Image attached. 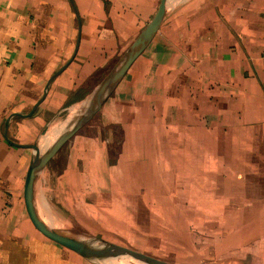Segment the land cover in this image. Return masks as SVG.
Returning a JSON list of instances; mask_svg holds the SVG:
<instances>
[{
    "label": "crops",
    "instance_id": "0c3cea01",
    "mask_svg": "<svg viewBox=\"0 0 264 264\" xmlns=\"http://www.w3.org/2000/svg\"><path fill=\"white\" fill-rule=\"evenodd\" d=\"M159 2L72 0L78 20L69 0H0V264H93L30 218L31 151L5 141V122L38 103L80 31L73 61L35 114L9 122L11 142L38 143L56 115L91 93ZM95 117L38 175L35 191L53 177L75 221L125 215L138 231L147 220L163 229L143 241L168 238V228L178 247L187 240L207 262L264 264V0H170ZM90 128L96 136L83 135Z\"/></svg>",
    "mask_w": 264,
    "mask_h": 264
},
{
    "label": "water",
    "instance_id": "95a60500",
    "mask_svg": "<svg viewBox=\"0 0 264 264\" xmlns=\"http://www.w3.org/2000/svg\"><path fill=\"white\" fill-rule=\"evenodd\" d=\"M69 1L72 4L77 19L79 20V16L73 6L72 0ZM169 1L170 0H160L152 19L140 32L126 52L113 65L109 72L93 88L88 97L84 99L85 101L82 103V110L80 113L71 120L68 126L57 136L54 142L43 153H39L37 143L21 145L11 142L7 136L9 122L15 117L31 118L35 114L38 106L45 99L50 84L73 61L79 46L80 31L77 36L73 56L48 80L44 94L38 103L33 106L32 110L27 115L14 114L5 122L3 133L5 141L14 148L27 149L31 151L30 162L24 182V200L30 218L41 231L46 233L53 240L93 264H113L112 261L118 258H129L137 264L169 263L140 254L119 245L108 243L102 239L93 237L90 240H86L73 234L64 227H60L52 218L40 213L35 198V182L38 175L43 171L48 163L99 113L102 106L126 76L132 65L145 52L163 23Z\"/></svg>",
    "mask_w": 264,
    "mask_h": 264
},
{
    "label": "rangeland",
    "instance_id": "374dc122",
    "mask_svg": "<svg viewBox=\"0 0 264 264\" xmlns=\"http://www.w3.org/2000/svg\"><path fill=\"white\" fill-rule=\"evenodd\" d=\"M88 95L86 96V98ZM85 98V99H86ZM80 101L76 104L67 108V110L63 111L59 115H56L53 118L52 124H58L64 122L67 116L71 113V109L75 108L74 114L66 119H74L82 110V103ZM71 110V111H70ZM80 110V111H78ZM96 118V117H95ZM65 120V121H66ZM52 121V120H51ZM51 124V125H52ZM50 125V126H51ZM48 125L45 127L43 132L38 136L37 140L40 137L45 136L48 129L50 128ZM95 128H90L87 131H83V135L93 134L90 130L94 131ZM61 129L59 126H56L53 131H49L50 134L46 136V140L43 144L48 145L52 144V140L54 139L56 132H60ZM94 135V134H93ZM95 134L94 136H96ZM68 144V143H67ZM67 144L61 149L58 154L59 160L63 159V154L68 150ZM44 145V146H45ZM46 174L44 175V177ZM47 179V176H46ZM54 180L53 177L48 178V181L44 183H40V186L36 187L35 191V198L36 204L40 213L47 217L52 218L60 227H64L68 231L72 232L73 234L82 237L83 239L90 240L91 238L102 239L108 243L119 245L133 251H146L153 254H143L157 260L169 263V264H217L207 262L206 254L202 255H192L190 254L189 249L187 248V240H183V247H178L176 242L179 244L174 236L173 233L168 231V228H164V232L167 233L168 238L157 239L158 237H153L152 239L141 240L144 236L146 237L149 235H154L156 229L162 230V226H158L159 224H148L146 220V230H133L134 227L130 224L131 222L125 218V215H112L110 213H106L104 217V222L102 224L94 223V217L91 215H87L86 217H81L83 220L78 222L75 221L73 214L68 210L67 207H63V195H61V191L59 193L55 192L54 188ZM66 206V205H65ZM78 218V217H77ZM79 219V218H78ZM143 223L135 224V226H142ZM169 224V223H168ZM165 224V226H168ZM149 225H156L155 229L150 228ZM148 228V230H147ZM120 233V237L116 236L117 233ZM144 235V236H143ZM143 236V237H142ZM172 237V238H171ZM142 254V253H141ZM222 254L219 252L218 254L214 255V258H221ZM115 261V262H114ZM112 261L113 264L123 263V264H132L133 261H129L126 258H118ZM137 264V263H133Z\"/></svg>",
    "mask_w": 264,
    "mask_h": 264
},
{
    "label": "bare ground",
    "instance_id": "6f19581e",
    "mask_svg": "<svg viewBox=\"0 0 264 264\" xmlns=\"http://www.w3.org/2000/svg\"><path fill=\"white\" fill-rule=\"evenodd\" d=\"M76 108V107H75ZM75 108H72L70 111H71V113L67 116V118L66 119H68L69 117H71L74 113L73 112H75ZM78 111H80V110H78ZM65 119V120H66ZM64 120V122H62V123H58V124H52L51 126H50V128L48 129V131H47V133H46V135L45 136H42V137H40V139H39V141H38V143H37V147H38V151H39V153L41 154V153H43L49 146H50V144H48V145H45V144H43L44 143V141L46 140V136L48 135V134H50L51 133V131H53L54 130V128L56 127V126H59L60 127V129H61V131L60 132H56V133H54L53 135H55V137H54V139L51 141L52 143L54 142V140L57 138V136L68 126V124L71 122V120H72V118L71 119H69L68 121L66 120L65 121ZM49 131H50V133H49ZM45 145V146H44ZM126 259H128L129 261H131V259H129V258H126ZM115 262V261H114ZM133 263H136V262H134L133 261ZM132 263V264H133ZM117 264H123V263H117Z\"/></svg>",
    "mask_w": 264,
    "mask_h": 264
}]
</instances>
